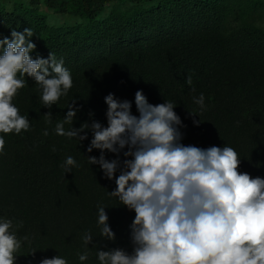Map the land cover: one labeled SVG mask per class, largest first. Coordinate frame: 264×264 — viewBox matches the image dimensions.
<instances>
[{"label":"trees","instance_id":"obj_1","mask_svg":"<svg viewBox=\"0 0 264 264\" xmlns=\"http://www.w3.org/2000/svg\"><path fill=\"white\" fill-rule=\"evenodd\" d=\"M52 16L67 20L53 23ZM25 28L34 33L28 38L36 45L30 56L46 59L53 53L70 71L73 86L46 108L39 85L23 77L25 87L13 104L30 128L19 135L0 133L5 139L0 219H10V231L21 240L15 264H40L56 256L67 264H99L98 250L133 252L135 212L109 194L115 179L88 162L101 155L98 149L87 151L91 129L83 141L55 132L73 100L79 110L66 130L93 121L107 127L110 93L130 101L137 116L138 90L150 104L170 101L182 121L181 143L232 147L240 172L264 178V0H0V39ZM200 94L203 109L194 102ZM194 120L201 122L197 126ZM124 151L127 147L119 156L106 150L104 155L109 161L118 158L122 167L131 159ZM68 156L76 166L66 173ZM101 206L115 240L100 236ZM89 232L93 240L85 245L82 237ZM85 252L88 259L81 262L79 254Z\"/></svg>","mask_w":264,"mask_h":264},{"label":"clouds","instance_id":"obj_2","mask_svg":"<svg viewBox=\"0 0 264 264\" xmlns=\"http://www.w3.org/2000/svg\"><path fill=\"white\" fill-rule=\"evenodd\" d=\"M33 34L31 28H25L23 32L12 30L11 39H0V133L4 135H19L30 128L28 117L13 104L18 90L25 87L23 77L39 85L46 108L73 86L70 71L53 53L46 59L30 56L36 48L28 39ZM186 83L191 85V77ZM194 102L203 109V94ZM105 103L107 127L93 121L66 130L64 125L73 124L79 110L74 100L55 126L57 135L80 141L87 139L85 130L91 129L93 138L87 151L98 149L101 155L88 157V162L98 164L107 179H115L116 189L109 194L135 212L130 225L133 252L98 250L99 264H264V178L240 172L241 160L232 147L201 148L181 143L183 134L178 126L182 121L170 101L150 104L138 90V116L132 114L130 101H119L111 93ZM45 117L51 123L52 113ZM200 122L193 121L197 126ZM43 134L47 136L48 131ZM126 147L123 155L131 159H124L122 167L118 158H105V150L119 156ZM4 148L5 139L0 136V153ZM74 166L75 159L68 156L65 172ZM97 224L101 237L115 240L105 207L98 208ZM12 228L10 219H0V264H15V253L21 248ZM82 240L89 245L93 236L86 233ZM87 259V252L79 254L81 262ZM40 264L67 261L56 256Z\"/></svg>","mask_w":264,"mask_h":264},{"label":"rangeland","instance_id":"obj_3","mask_svg":"<svg viewBox=\"0 0 264 264\" xmlns=\"http://www.w3.org/2000/svg\"><path fill=\"white\" fill-rule=\"evenodd\" d=\"M51 20L53 23L57 24H63L67 20L65 17H60V16H52Z\"/></svg>","mask_w":264,"mask_h":264}]
</instances>
